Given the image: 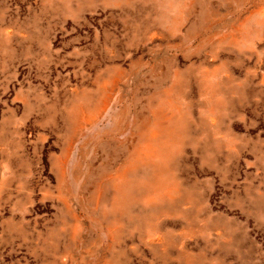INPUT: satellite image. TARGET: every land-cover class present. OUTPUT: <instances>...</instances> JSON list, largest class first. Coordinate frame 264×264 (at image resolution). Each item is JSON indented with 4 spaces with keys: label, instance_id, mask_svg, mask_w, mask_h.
Returning a JSON list of instances; mask_svg holds the SVG:
<instances>
[{
    "label": "rangeland",
    "instance_id": "374dc122",
    "mask_svg": "<svg viewBox=\"0 0 264 264\" xmlns=\"http://www.w3.org/2000/svg\"><path fill=\"white\" fill-rule=\"evenodd\" d=\"M0 264H264V0H0Z\"/></svg>",
    "mask_w": 264,
    "mask_h": 264
},
{
    "label": "bare ground",
    "instance_id": "6f19581e",
    "mask_svg": "<svg viewBox=\"0 0 264 264\" xmlns=\"http://www.w3.org/2000/svg\"><path fill=\"white\" fill-rule=\"evenodd\" d=\"M172 126H173V128H171V133L173 135H175V136L178 135V134H180L181 126L179 127L178 124H173ZM169 143H171V141H169ZM159 147H161V148H159ZM159 147H158V149L156 151V155L159 152H162V150H163L164 151V155L166 153V157L167 158H170V155L171 154L168 151V148L169 147H165L164 148L163 142L159 145ZM150 156H153V155L150 154L149 157ZM137 164H138V161L137 162L135 161V164H133L131 166H127L126 168H124L123 171L119 175L121 178H123L124 180L126 179L125 181H127V185L124 188L123 195H122V199H121V202H120V205H119V208H118V210L120 211V213H123V214L126 213L127 210L129 209V207L131 205L130 204V200L132 198V195L136 193L135 187H133V185H131L132 183L129 181L128 177H126V176H129L130 174H132L138 168L137 167L138 166Z\"/></svg>",
    "mask_w": 264,
    "mask_h": 264
}]
</instances>
